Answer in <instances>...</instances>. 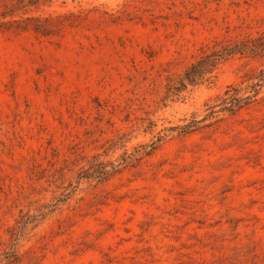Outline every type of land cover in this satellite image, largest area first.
Wrapping results in <instances>:
<instances>
[{"label":"rangeland","instance_id":"1","mask_svg":"<svg viewBox=\"0 0 264 264\" xmlns=\"http://www.w3.org/2000/svg\"><path fill=\"white\" fill-rule=\"evenodd\" d=\"M262 31L264 0H0V252L41 210L12 264H264V85L211 124L169 129L264 57L165 96L203 46ZM99 160L121 164L81 177Z\"/></svg>","mask_w":264,"mask_h":264},{"label":"trees","instance_id":"2","mask_svg":"<svg viewBox=\"0 0 264 264\" xmlns=\"http://www.w3.org/2000/svg\"><path fill=\"white\" fill-rule=\"evenodd\" d=\"M25 5H34V2H27ZM36 6V5H34ZM7 14H2L5 17ZM23 17L22 15L20 16ZM36 22L28 26L27 23L20 25L22 29L28 27L34 31H40L42 34L48 35L53 33V29L47 28L44 22H48L47 18L41 16H25L23 20L32 19ZM15 21L16 19H11ZM9 21V20H8ZM247 54L251 56L264 57V31L256 35L246 34L242 37H236L225 40H213L211 44H206L202 47L201 53L191 61L179 74L176 76H168L166 78L165 96H179L189 86L193 87L203 83H211L215 78L216 68L220 63L235 55ZM255 80L244 84H229L215 96L212 102H206V113L199 119L193 118L183 124L172 126L170 130H178L180 133H187L194 131L203 125L211 124L218 120L220 113L229 112L234 113L237 110L248 106L254 102L264 85V64L255 75ZM207 121V122H206ZM204 123V124H201ZM98 166L86 172L81 177L84 178H103L110 172L117 170V166L121 164H114L110 169L105 168L102 161L96 162ZM45 212L38 210L34 213H25L17 220L11 237L13 243L11 246L0 252V264H12L18 261L19 256L17 252V244L25 234L29 232L38 222L44 217Z\"/></svg>","mask_w":264,"mask_h":264}]
</instances>
